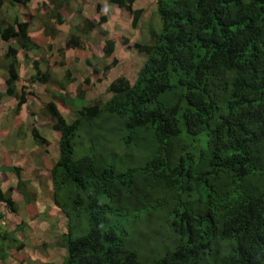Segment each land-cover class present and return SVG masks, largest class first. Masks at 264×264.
<instances>
[{
  "label": "trees",
  "instance_id": "trees-1",
  "mask_svg": "<svg viewBox=\"0 0 264 264\" xmlns=\"http://www.w3.org/2000/svg\"><path fill=\"white\" fill-rule=\"evenodd\" d=\"M32 1L0 0V13ZM74 1L53 5L57 25L66 24L60 10ZM106 1L131 14L138 28L144 12L134 9L136 0ZM156 3L161 30L134 45L145 57L134 82L119 77L107 88L109 99L91 105L84 87L74 99L61 95L76 110L71 123L54 102L43 110L60 133L50 175L54 204L67 217L62 264H264V0ZM76 9L72 48L84 49L96 30L107 36L102 26L109 18L95 23ZM30 25L0 21V40L19 47L8 48L0 93V105L17 100L16 114L29 95L18 90L19 51L26 58L41 49ZM116 46L106 38L104 57ZM116 64L94 68L95 75L106 77ZM30 81L42 83L46 75ZM32 136L39 146L48 143L36 128ZM77 138L91 145L80 160ZM6 173L16 176L25 204L34 203L22 169L1 167ZM14 191L0 188V203L18 213ZM8 257L1 247L0 260Z\"/></svg>",
  "mask_w": 264,
  "mask_h": 264
},
{
  "label": "rangeland",
  "instance_id": "rangeland-1",
  "mask_svg": "<svg viewBox=\"0 0 264 264\" xmlns=\"http://www.w3.org/2000/svg\"><path fill=\"white\" fill-rule=\"evenodd\" d=\"M60 1L61 0H39L34 3L32 7H23L24 10L22 13L24 14L26 12L25 10H28L29 13L27 14L33 15L38 11L42 17V20L39 18V21L43 23L40 27V32L44 27L43 34L46 35V38L54 37V42L57 43L59 41L57 44L60 45L55 50V55L58 59L57 63H60L57 66L59 72L57 73L56 81L53 86L59 89V82L62 77L65 76L67 81L71 76H68V73L71 72V74L75 75L79 80V83L70 86V94H73L76 98L78 90L84 87L87 105H91L96 101H107L110 97L107 93V88L112 81L119 77H126L131 82H134L137 78L138 71L142 67L145 57L138 54L134 49V45L138 42H149L152 32H159L161 30L162 24L157 14L156 7L157 0H136L134 9H141L144 12L136 30L132 29L131 26V14L117 7L108 5L106 0H75L71 2L67 7L60 10L61 15L66 20V24L59 26L56 24L55 19H52V9L53 5L59 4ZM78 5L82 6L81 16L83 18H91L90 20L93 19L92 21L95 23H98L102 16L109 18L108 23L102 26V30L108 32L107 36H103L99 30L93 33L94 36L98 38L97 40L100 44L93 42L91 39H96L91 37V39L87 41L89 44H87V42L85 43L84 49L72 48L69 45V30L71 27L73 28L78 24V12L76 9ZM98 5L102 6L101 12L97 11ZM10 8L12 7L7 5L0 13V18L7 16L6 20L9 19L11 14V12H9ZM12 21L14 20L12 19ZM49 32L52 33L51 36H49ZM106 38L115 39L117 42L115 53L110 59L105 58L104 52L102 51ZM0 44L1 52L3 45L2 42H0ZM88 45L89 47H87ZM44 52H50L48 46ZM1 55L2 58L0 60L2 65L4 64L5 58H3V54ZM113 60H117V64L108 72L106 77L103 76L102 73L95 75L94 68H99L103 72L105 66L111 64ZM86 75H89V80L91 81L88 87L83 86V83L81 84ZM85 80L86 78L84 81ZM53 86L50 87L53 88ZM25 88V90L29 89V87ZM29 94H34L31 85ZM43 110L44 109L40 110L41 114ZM66 111L63 110V112L66 113L64 117L70 123L73 119L72 117H76V113L75 110ZM13 113L15 114L14 110ZM43 136L47 137L55 144L57 143V140L53 138L54 134L50 128H47ZM4 142L8 143L9 140L6 138ZM90 146L88 140H80V138H77L75 140L74 150L75 160H80L84 156L89 155L91 153ZM51 150L53 151V148ZM44 156H46V154H44ZM47 170L48 169L41 167L40 172H42V177L39 176L38 171H35V179L31 169L26 170L27 175L30 173L31 179L36 183V187H34L31 180V185L28 188L30 192L35 194L36 200L32 204H25L23 197L17 191V183L11 185V182L8 180L2 183L7 189L13 188L14 186L16 187L13 188L15 190L14 200L18 205L17 210L19 214L14 215L13 212L5 207L6 210L10 214L13 213V215H11L9 221L7 220L8 222L6 221V225L3 226L4 233L9 238V242L4 241L8 247L7 254L9 257L4 263L0 260L2 264H62L66 257V251L60 245V239L62 234L67 233V218L54 204L51 175L50 171ZM1 176L4 178V175L1 174ZM49 183L50 185H48ZM37 187L40 188V190H38ZM2 205L4 206V204ZM7 229L10 231H7ZM1 238L0 235V239ZM15 238L17 241L13 242ZM21 246H23L22 249H19Z\"/></svg>",
  "mask_w": 264,
  "mask_h": 264
},
{
  "label": "crops",
  "instance_id": "crops-1",
  "mask_svg": "<svg viewBox=\"0 0 264 264\" xmlns=\"http://www.w3.org/2000/svg\"><path fill=\"white\" fill-rule=\"evenodd\" d=\"M38 1L39 0H33L29 5H27V8L32 7V5ZM6 6L4 8H6ZM23 10H24L23 6L12 7L9 9V12H11L9 18L10 20L9 19L6 20L7 17L6 16L4 18H0V21L12 22V19L15 20L16 18H18L21 22L30 21L31 22L30 35L33 41H35L41 47V49L39 51H36L35 53L31 52L26 58H25L26 56L25 53L22 50L19 51L18 61L20 63V71H19L20 79L18 82V90L19 92L24 90L29 94L30 85H31V89L34 90V94H29L27 96V103L23 105L20 113H18V115H15L16 113L15 114L13 113V110L15 111V108L18 104L15 98H3L1 102L0 168L4 166L20 167L22 169L23 180L29 182L32 180L33 182V179H31L30 177L31 176L30 173L27 175L26 170L31 169L32 173H34V179H35L36 178L35 171H38L39 176L42 175V172H40L41 167L48 169L50 171L51 167L58 161L60 154L59 152L60 135L58 132H56L53 129L55 122L52 118L44 115L43 112L41 114L40 110L44 109L49 103L52 102L56 104L59 111L63 115L66 114L65 112H63V110L65 111L75 110L72 107L66 106L62 102L61 95H64L68 98L70 97L69 100L74 99L75 96L73 94H70L69 88L73 84L79 83V80L76 78L75 75H72L71 72H69L71 76L68 78L67 81L65 76L62 77L63 80L61 79V81L59 82V86H60L59 89L53 86L54 82L56 81L55 79L57 77V73L59 72L57 70V66L60 63H57L58 59L55 55V50L60 45L57 44L59 41L57 43L54 42V37L46 38V35L43 34L44 27L41 29L40 32V27L43 25V23L39 21V18L42 20V17L38 13V11H36L33 15H29L27 14L29 13L28 10H25L26 12L22 14ZM93 33L91 34V37L95 38L96 40L93 39L91 40L93 42H97V44H100V42L97 40L98 38L95 37ZM0 42H2L3 45L2 51L0 52V59L2 58L1 54H3L4 56L3 58H5L4 64L2 65L0 60V93H4L6 91L5 80L7 77L8 66H9V60L6 58L8 51L7 49L9 48V46H14L15 48H19V47L16 41H10L6 43L0 40ZM87 44H89V42H87ZM47 46L50 49L49 53L44 52ZM87 47H89V45ZM37 72H39L42 75H46V81L42 83L36 82L34 84H31V82L29 81L31 80L32 77L36 75ZM85 78L86 80L89 79V75H86ZM84 79L82 80L81 84L82 83L84 84V82L86 81V80L84 81ZM50 86H53V88ZM25 87H29V89L25 90L26 89ZM72 118H71L72 121L76 119V117H72ZM34 128L40 131L42 136L47 131V128H50L52 133L54 134L53 138L57 140V143L55 144L54 142L50 141L47 137L43 136L47 140L49 145H44V146L37 145V143L33 140V136H32V130ZM6 138L9 140L8 143L4 142V139ZM52 148L53 151L51 150ZM44 154H46V156H44ZM2 175H4V178L0 174V188L2 190L7 189V187L2 185V183H4L5 180L11 182V185H15V183H18V180L15 175L11 173H6ZM35 184H36L35 182L32 183L34 187H36ZM48 185H50V183ZM13 188L16 187L14 186ZM37 189L40 190V188L38 187ZM5 207H6L5 205L3 206L0 203V214L4 216V219L0 220V235L2 238H8V236H6L4 233L3 226L6 225V221L7 220L9 221L11 219V215H13V213L10 214ZM16 214L19 215L18 213H14V215ZM7 231L10 230L7 229ZM4 240L2 241V239H0V248L3 246H6L7 248V244H5Z\"/></svg>",
  "mask_w": 264,
  "mask_h": 264
},
{
  "label": "clouds",
  "instance_id": "clouds-1",
  "mask_svg": "<svg viewBox=\"0 0 264 264\" xmlns=\"http://www.w3.org/2000/svg\"><path fill=\"white\" fill-rule=\"evenodd\" d=\"M20 70V69H19ZM84 85V84H83ZM75 113H76V110H75ZM64 116V115H63ZM74 121V120H73ZM72 122V121H71ZM70 122V123H71ZM57 132V131H56ZM59 135H60V133H59ZM44 138V137H43ZM60 141V140H59ZM46 145H48V143L46 144ZM58 208V207H57ZM67 218V217H66ZM2 239V241L4 240V239H6V240H4V241H6V242H9V239L8 238H1ZM15 241H17L16 240V238L15 239H13V242H15ZM8 248V247H7ZM8 250V249H7Z\"/></svg>",
  "mask_w": 264,
  "mask_h": 264
}]
</instances>
